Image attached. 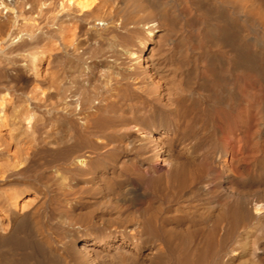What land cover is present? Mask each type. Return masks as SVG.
<instances>
[{"label": "bare ground", "instance_id": "bare-ground-1", "mask_svg": "<svg viewBox=\"0 0 264 264\" xmlns=\"http://www.w3.org/2000/svg\"><path fill=\"white\" fill-rule=\"evenodd\" d=\"M0 264H264V0H0Z\"/></svg>", "mask_w": 264, "mask_h": 264}, {"label": "rangeland", "instance_id": "rangeland-1", "mask_svg": "<svg viewBox=\"0 0 264 264\" xmlns=\"http://www.w3.org/2000/svg\"><path fill=\"white\" fill-rule=\"evenodd\" d=\"M187 139L189 140L190 138L188 137Z\"/></svg>", "mask_w": 264, "mask_h": 264}]
</instances>
